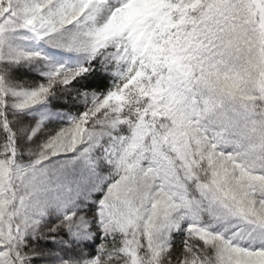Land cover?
<instances>
[{
	"label": "rangeland",
	"instance_id": "1",
	"mask_svg": "<svg viewBox=\"0 0 264 264\" xmlns=\"http://www.w3.org/2000/svg\"><path fill=\"white\" fill-rule=\"evenodd\" d=\"M172 1L167 11L161 0H0V60H39L56 76L102 52L163 71L142 87L149 121L143 115L128 134L112 119L93 131L75 122L31 166L0 158V264H9L12 199L21 228L54 211L73 220L72 238L90 241L91 222L75 216L95 203L103 235L123 232L133 253L144 243L157 259L181 229L217 244L220 264H264V31L252 0ZM202 4L206 14L190 17ZM149 21L158 28L146 34ZM164 30L179 33L165 43L173 62L155 67L142 51ZM148 66L121 81H140ZM1 89L42 124L65 118L45 106L44 90ZM121 102L112 93L101 108L113 115Z\"/></svg>",
	"mask_w": 264,
	"mask_h": 264
},
{
	"label": "trees",
	"instance_id": "2",
	"mask_svg": "<svg viewBox=\"0 0 264 264\" xmlns=\"http://www.w3.org/2000/svg\"><path fill=\"white\" fill-rule=\"evenodd\" d=\"M252 2L256 10L255 19L264 31V0ZM160 4H164L167 11L172 6L171 0H161ZM205 10V5L198 9L192 8L190 17H202L206 14ZM164 24L162 22L160 26ZM156 28L152 21L143 25L146 34ZM143 33L141 31L140 37ZM176 35L179 37V33H163L157 43L162 41L164 52H157L156 43L154 49L152 46L144 48L142 58L148 57L155 67L160 63L171 66L173 49L170 48L171 53H167L165 43L169 44L168 39H175ZM151 37L152 32L149 33ZM136 62L143 65L139 58ZM129 64L127 61L108 62L102 52H98L86 62L83 70L68 77L46 74L39 60H0V158L8 161L10 169L33 165L48 150L53 138L69 127L62 119H49L40 124L36 115L15 109L12 106L14 99L2 91L1 82L13 89L44 90V100L49 108L72 117L87 130L93 131L112 119L118 123L122 134H128L131 127L136 126L142 116L147 114L144 106L148 104V97L142 87L152 84L163 72L150 68L145 60L147 74L140 81L127 86L128 81H119V77H126ZM260 78L264 91V71L260 73ZM112 93L122 98L118 111L113 115L101 108L102 100ZM145 120L149 121L148 115ZM150 123L154 124L157 132H162L160 119L151 117ZM97 199H100L99 195ZM8 213L10 231L6 250L9 264H90L93 259H100L102 264H121L126 258L125 264H220L217 244L181 229L172 232L167 250L157 259L144 243L133 253V250L127 249L123 232L114 233L113 236L103 235L96 223V206L93 203L80 209L75 216L76 220L84 215L91 222L93 238L90 241L72 238L73 220L54 211L31 228H21L15 199L11 200ZM126 251L135 259L134 263L129 261Z\"/></svg>",
	"mask_w": 264,
	"mask_h": 264
}]
</instances>
